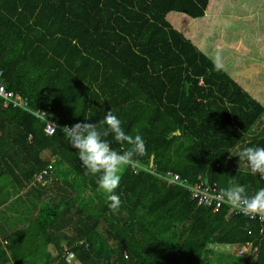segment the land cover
Returning a JSON list of instances; mask_svg holds the SVG:
<instances>
[{
    "label": "trees",
    "instance_id": "1",
    "mask_svg": "<svg viewBox=\"0 0 264 264\" xmlns=\"http://www.w3.org/2000/svg\"><path fill=\"white\" fill-rule=\"evenodd\" d=\"M0 70L28 104L0 98V264H264L257 220L190 192L233 177L249 194L264 187L231 157L264 147V0H0ZM110 108L146 144L115 210L61 132ZM36 112L57 123L52 136ZM49 165L72 197L40 201ZM245 244L248 256L234 253Z\"/></svg>",
    "mask_w": 264,
    "mask_h": 264
},
{
    "label": "clouds",
    "instance_id": "2",
    "mask_svg": "<svg viewBox=\"0 0 264 264\" xmlns=\"http://www.w3.org/2000/svg\"><path fill=\"white\" fill-rule=\"evenodd\" d=\"M213 66L217 70L221 67V57L214 58ZM61 132L68 146L75 150L74 154L83 175L97 177V188L106 194L110 201L109 208L117 209L120 204L117 189L121 183L122 172L133 164L136 157L145 154L146 144L143 137L138 133L132 135L126 132L111 108L98 122H90L84 117L83 121L70 127L63 126ZM113 142L127 145V148L117 150L112 147ZM238 157V173L241 163L246 162L248 170L264 180V147L248 146ZM232 179L231 184L220 190V197L241 214L264 220V187L249 194L246 185L235 182V177Z\"/></svg>",
    "mask_w": 264,
    "mask_h": 264
},
{
    "label": "built area",
    "instance_id": "3",
    "mask_svg": "<svg viewBox=\"0 0 264 264\" xmlns=\"http://www.w3.org/2000/svg\"><path fill=\"white\" fill-rule=\"evenodd\" d=\"M0 98L3 100L4 104L7 106H12L13 108H23L28 109V104L25 98H23L20 94L14 93L9 91L3 82V72L0 70ZM36 116L42 117L46 119L43 113L36 112ZM47 126L45 128V132L47 135L52 136L59 126L57 123L46 119ZM70 127V126H69ZM52 165H49L47 168L43 169L36 177L37 182H46L48 178H50L52 173ZM159 177L164 181L167 182L168 185H183L185 186L186 181L182 180L181 176L177 173L167 172L166 174L159 175ZM218 186L210 185L205 186L203 184H196L194 187L190 189L192 192V199L196 201L198 204L206 205L208 207H213L215 210L221 209L223 207L228 209L229 214L231 215H240L250 220H257L258 224L261 226L260 233H264V220L260 218H252L249 215L241 214L236 208L232 207L231 205L225 203L224 199L220 197L219 190L216 188ZM252 244L248 245H241L237 248V254L239 256H248L250 253V249ZM72 256V255H70ZM69 258V257H68Z\"/></svg>",
    "mask_w": 264,
    "mask_h": 264
},
{
    "label": "crops",
    "instance_id": "4",
    "mask_svg": "<svg viewBox=\"0 0 264 264\" xmlns=\"http://www.w3.org/2000/svg\"><path fill=\"white\" fill-rule=\"evenodd\" d=\"M46 182H47V180H46ZM48 182H49V183L52 182V185H53L52 188H53L54 190H52L51 188L45 186V187H44L45 195L42 197L41 200H40L39 198L37 199V198H35V197H31V200H34V203H35V204H40L39 200L42 201V203H46V204L53 203V202H54L53 199H57V198H59V197H51V198H50V196H51L53 193L57 192V191H60V192H61V196H62V197H63L65 194H67L69 197H72V196H73V191H72V189L69 187L68 183H67L66 181H64L63 178H61V177H56V176H55V178H52V179L49 178ZM60 184H63V185H65V186H61ZM29 187H30V186H27V188H26L25 190H23L22 193L26 194V192L28 191ZM22 193H21V194H22ZM70 193L72 194V196L70 195ZM22 196H23V195H22ZM25 202H26V200H25ZM26 203L29 205V202H28V201H27ZM27 204H26V205H27ZM32 213H33V214H32V217H33V218L36 217V215L38 214V212H37V211H34V210H32Z\"/></svg>",
    "mask_w": 264,
    "mask_h": 264
},
{
    "label": "rangeland",
    "instance_id": "5",
    "mask_svg": "<svg viewBox=\"0 0 264 264\" xmlns=\"http://www.w3.org/2000/svg\"><path fill=\"white\" fill-rule=\"evenodd\" d=\"M239 153H240V149H238V150H236L233 154H232V156L231 157H237V156H239ZM245 166V165H244ZM41 184H43V185H45L46 187H49V188H51L52 190H54L53 188H52V182L51 183H49L48 181L47 182H45V183H41ZM61 186H65V185H63V184H60ZM44 186V187H45ZM70 195L72 196V194L70 193ZM61 196V192L60 191H57V192H55V193H53L51 196H50V198L51 197H60ZM16 207H18V208H21V207H23V211L24 210H26L27 208H29V210H33V207L32 206H22V205H17ZM22 209V208H21ZM100 230L101 231H103L104 232V230H105V227H104V225L103 226H101V228H100ZM50 250V252L51 253H55V249H53V247H50L49 248ZM234 253H237V251H235ZM230 256H234V255H228V257H230ZM69 261H70V263H72V264H76V262L74 261V257L73 256H69Z\"/></svg>",
    "mask_w": 264,
    "mask_h": 264
},
{
    "label": "water",
    "instance_id": "6",
    "mask_svg": "<svg viewBox=\"0 0 264 264\" xmlns=\"http://www.w3.org/2000/svg\"><path fill=\"white\" fill-rule=\"evenodd\" d=\"M152 165V164H151Z\"/></svg>",
    "mask_w": 264,
    "mask_h": 264
}]
</instances>
